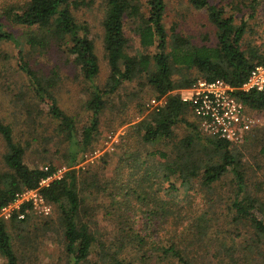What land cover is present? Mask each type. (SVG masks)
I'll return each mask as SVG.
<instances>
[{"label": "rangeland", "instance_id": "374dc122", "mask_svg": "<svg viewBox=\"0 0 264 264\" xmlns=\"http://www.w3.org/2000/svg\"><path fill=\"white\" fill-rule=\"evenodd\" d=\"M145 2L141 0L142 4ZM164 2L163 25L168 42L177 34L195 46H215L216 29L205 10L193 8L186 0ZM85 3L72 12L78 21L86 22L89 38L95 46L99 74L93 82L83 79L64 49L51 47L32 52L20 36L23 30L11 29L19 38L24 59L31 68L41 77L54 80L57 104L73 119L76 142L80 138V129L90 121L87 101L96 88L105 87L109 77L101 25L105 0H85ZM219 5H225V2ZM226 11L231 14L228 8ZM139 25L138 20L124 19L127 52L131 55L153 54L154 48L147 51L140 48L136 35ZM248 26L252 27L254 35L248 33L245 38L262 45L264 51V3L258 8L255 21H248ZM17 51L15 45L0 42V120L10 126L14 141L23 147V161L29 168L53 166L61 175L71 169L77 171L83 200L81 221L88 225L97 241L87 264H100L104 256L119 257L132 264H177L160 250L171 242L180 249L187 264H264V239H255L248 227L232 220L230 207L237 190L233 175L226 174L208 188L197 179L186 189L181 187L178 176H173L171 181L179 192L172 198L166 192L167 184H158L160 172L158 178L154 173L146 175L160 161L157 155L149 157L151 153L164 152L173 157L175 146H179L181 140L193 135V130L199 132L197 121L189 110L183 119L192 125L191 128L180 124L168 140L152 145L137 144V138L132 140L130 134L135 125L154 111L146 105L156 96L144 75L125 82L104 98L106 104L100 114L98 133L82 154L83 159L79 154L78 162L72 164L69 156L78 151L76 144L66 139L48 115L46 105L32 96L29 84L16 64ZM173 79L178 86L201 77L195 71L179 70ZM246 114L255 124L249 129L244 143L231 151L241 161L246 194L264 203V156L261 154L264 112L246 109ZM198 135L203 139L207 137L200 132ZM129 146L132 149L126 150ZM6 152L0 137V174L9 171L3 161ZM130 153L136 162L129 159ZM144 193H147V199L158 198L157 205L147 206V200L138 202L136 196ZM161 200L168 204L160 203ZM49 205L48 216L30 210L24 219L3 220L5 223L17 222L7 228L18 264H71L64 248L60 212L56 206ZM149 212L153 214L151 220L147 219ZM123 217L130 218L134 230H140L137 239L120 232ZM140 238L143 241L140 242ZM0 264H4L1 256Z\"/></svg>", "mask_w": 264, "mask_h": 264}, {"label": "trees", "instance_id": "16d2710c", "mask_svg": "<svg viewBox=\"0 0 264 264\" xmlns=\"http://www.w3.org/2000/svg\"><path fill=\"white\" fill-rule=\"evenodd\" d=\"M186 1L193 8L207 12L210 23L216 29L214 47L195 46L177 34L172 35L171 42H168L163 25L164 0H146L145 4H142L141 0H105L101 25L109 77L105 87L96 88L87 101L86 109L90 112V121L80 129V138L76 142L74 121L57 104L54 80L41 77L31 68L24 59L19 38L11 29L17 27L23 30L20 36L32 52L44 51L51 47L64 49L83 79L93 82L99 74L95 46L89 38L86 22L78 21L72 12V9L86 4L85 0H0V42L11 43L18 48L16 64L25 76L32 96L46 105L48 115L58 124L66 139L76 144L78 151L69 156L72 164L77 161L79 154L83 159L86 149L98 133L100 114L106 104L104 98L113 94L123 83L132 82L144 75L147 85L155 93V99L164 101L159 111L148 114L134 126V131L130 134L132 140L137 138V144L152 145L157 141L172 138L173 129L177 125L192 127L183 119L188 110L191 113L189 107L173 92L176 89L191 87L197 79L184 81L177 86L173 79L176 71H195L201 77L200 80L222 79L238 88L256 66H264L263 46L245 38L248 33L254 35L248 21H255L258 8L263 5L264 0ZM221 2H225V5H219ZM227 8L231 13L229 15ZM125 18L140 22L136 29L140 48L146 51L154 48L153 54L131 55L127 52ZM237 98L246 109L264 112V88L259 92H237ZM192 134L181 140L179 146H175L173 157L164 152L151 153L149 157L157 155L160 161H157L154 169L146 175L154 173L158 178L160 172L158 184H167L166 192L170 198L179 192V188L171 181L173 176H178L181 187L186 189L191 185V181L197 179L208 188L226 174L233 175L237 190L230 207L232 220L248 227L255 239H264V203L245 192L246 180L241 171V161L238 155L231 151V148L236 149L238 146L217 138L203 139L198 135L199 132L194 130ZM0 137L7 151L3 161L9 170L0 174V209L10 204L16 194L24 190H38L45 201L56 206L60 212L64 248L71 264H87L97 241L88 225L81 221L83 200L78 188L77 171L68 170L62 178L39 187V183L53 176L56 169L53 166L29 168L23 161V147L14 141L12 129L1 120ZM130 146L125 147L126 150H131ZM261 154L264 156V147ZM203 156L207 158L202 159ZM133 158L130 153L129 159L136 162ZM147 197V193L136 196L138 202L149 201L147 206L154 203L157 205L158 198ZM160 203L168 204L165 200ZM147 216V219L151 220L152 212ZM16 224L13 220L8 223L0 220V256L4 264H18L12 237L7 228ZM120 224V232L126 237H139L140 230H134V223L130 218L123 217ZM141 241L143 239L140 238ZM101 249L103 250V247ZM160 250L173 258L177 264H187L175 243L171 242L168 247H162ZM102 259L100 264H132L114 256H104Z\"/></svg>", "mask_w": 264, "mask_h": 264}, {"label": "built area", "instance_id": "2783aa9c", "mask_svg": "<svg viewBox=\"0 0 264 264\" xmlns=\"http://www.w3.org/2000/svg\"><path fill=\"white\" fill-rule=\"evenodd\" d=\"M264 88V66H256L247 80L238 88L222 79L214 81L198 80L191 87L174 91L180 101L187 105L198 122L201 134L224 140L239 146L244 143L249 129L255 124L246 114L245 106L237 98V92L262 91ZM164 101L152 99L146 105L149 109L159 111ZM60 171L42 180L39 187H44L54 179H60ZM48 216L51 211L49 203L38 190H24L15 195L14 200L0 209V220L12 217L24 219L28 211Z\"/></svg>", "mask_w": 264, "mask_h": 264}]
</instances>
